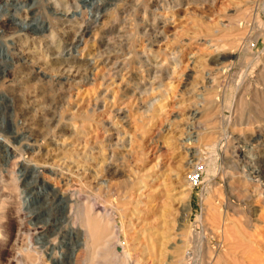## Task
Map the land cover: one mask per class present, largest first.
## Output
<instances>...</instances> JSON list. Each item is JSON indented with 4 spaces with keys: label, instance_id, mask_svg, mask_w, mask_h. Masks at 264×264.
<instances>
[{
    "label": "rangeland",
    "instance_id": "374dc122",
    "mask_svg": "<svg viewBox=\"0 0 264 264\" xmlns=\"http://www.w3.org/2000/svg\"><path fill=\"white\" fill-rule=\"evenodd\" d=\"M7 1L0 140L38 167L21 217L1 168L0 264H86L88 215L125 248L103 264H264V0H97L73 49L93 0Z\"/></svg>",
    "mask_w": 264,
    "mask_h": 264
},
{
    "label": "bare ground",
    "instance_id": "6f19581e",
    "mask_svg": "<svg viewBox=\"0 0 264 264\" xmlns=\"http://www.w3.org/2000/svg\"><path fill=\"white\" fill-rule=\"evenodd\" d=\"M18 2H19V0H18ZM101 3H102L101 1H97V0H93L91 2V9H89L87 11V13H86V15H87L86 17L87 18L84 21V25H83V27L80 28V30L75 34V37L71 40V44L69 45L70 49L78 47V45L82 42V39L88 33V30L90 29L91 24L97 21V18L99 17L100 14H95L94 10H99V8L101 7V5H100ZM8 5L9 4H8L7 0H0V7L6 9V7ZM59 6L60 5L55 4L52 7V11H53L54 14H56V15L57 14H60V15L64 14V16L69 15L66 12L62 13L61 10H59ZM32 13H33V11H32ZM72 16H75V13L72 14ZM29 18L30 19L32 18L35 21L38 20V17L35 16V14H32V15L26 14V16H24L23 18L20 19L21 25H22V27L24 29H25V27L28 28V29L29 28L32 29V26H31L30 22H28ZM35 23H38V27L40 29L39 30L40 32L45 31L47 29V27L44 24V21L42 23L37 21ZM3 45L6 46L7 52L3 54L1 52V49H0V55L3 54L2 56L8 58V57H10V55L8 54L9 50L11 49L10 43H7V42L5 43V41H4V43H2V45H1V47H4ZM59 48L65 49V45L64 44H60ZM9 59L12 60V56ZM19 133L20 132L15 131V134H19ZM8 143L7 142L3 143L0 140V144L2 145V147L3 146L5 147V153L4 154H0V173L4 172L3 171L4 168L1 169L3 166L6 167V171H8L10 173L9 177L7 178V181H8V185L12 187L13 191L15 192V194H18V196H19V205L17 207V213H18V217H21L23 213H26V214L28 213L29 208L31 207L30 206L31 202H32L31 199L26 196L27 183L24 182V178L25 177H23V175H25V173H27V171L31 167L33 169H37L38 166L36 164L31 165V163H29L27 161L26 152L24 150L21 151L19 149L20 151H18L16 148L11 149V148H9V144ZM11 166L13 168L11 170H9V167H11ZM50 172L56 173L53 170H50ZM3 181H4V178L0 177V182H3ZM75 184H77V183L75 182ZM74 191H75L74 188L71 189V187H68L62 192L56 191L54 193H56V194L58 193V196L62 200L65 199L66 202L69 203L71 201V199H72V195H73ZM30 212H33V211H30ZM33 216L34 215L31 214V219H33L32 218ZM37 216L38 215H35L34 217H37ZM99 218L96 217V216H93V215H88L87 217H85L83 219L84 230H83V239L80 242V246L83 247L86 250V253H87L84 263H86V264L87 263L88 264H95L97 262L98 264H103V263H105V262H107V261H109L111 259H122L123 262H125V253H126L125 252V248L122 251L121 250L118 251V249H117V247H116V245L114 243V232L112 231L109 222L108 221H103V220H101ZM31 223L34 224V227L30 228L31 230L32 229L33 230L29 234V238H30L29 242L31 244H34V242H35V244L36 243H40V245H38V244H36V245L38 247L42 246V248H44L42 251L48 250V248L50 247L51 248V253L49 254L50 259H52L53 257L56 258V259L62 258L63 255H61V253H60L61 251L56 250L57 247H58V246H56L57 244L53 245L52 242L51 243L50 242L49 243L48 242L41 243V242L38 241V239H40L39 237L35 238V234L38 233V229H37L38 226L35 227V222H33V221H31ZM52 225L48 224L47 222H44L42 224V227H43V229H45V231L47 229H48L47 231H50L51 228H49V227H51ZM74 231L75 230L73 228H71V230L69 232L70 233L69 235L71 237H73V235H71V233L74 234L73 233ZM1 235H2V230L0 228V236ZM59 247L63 248L64 244L63 243L59 244ZM71 249H72L71 250V254L72 255L71 254L70 255H71V260L73 261V259L75 260L77 255H78V252H77L78 249L75 246H73ZM121 249H123V248H121ZM74 254H75V258H74Z\"/></svg>",
    "mask_w": 264,
    "mask_h": 264
},
{
    "label": "built area",
    "instance_id": "2783aa9c",
    "mask_svg": "<svg viewBox=\"0 0 264 264\" xmlns=\"http://www.w3.org/2000/svg\"><path fill=\"white\" fill-rule=\"evenodd\" d=\"M192 179L195 180V181L199 180V175L195 174V173L192 174Z\"/></svg>",
    "mask_w": 264,
    "mask_h": 264
}]
</instances>
